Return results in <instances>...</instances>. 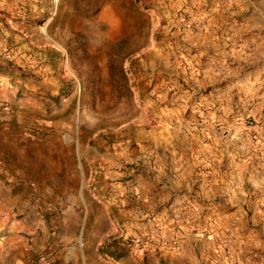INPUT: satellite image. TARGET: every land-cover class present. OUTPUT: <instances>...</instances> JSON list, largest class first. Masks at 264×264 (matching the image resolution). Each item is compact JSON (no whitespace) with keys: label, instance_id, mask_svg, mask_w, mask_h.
<instances>
[{"label":"rangeland","instance_id":"1","mask_svg":"<svg viewBox=\"0 0 264 264\" xmlns=\"http://www.w3.org/2000/svg\"><path fill=\"white\" fill-rule=\"evenodd\" d=\"M0 264H264V0H0Z\"/></svg>","mask_w":264,"mask_h":264},{"label":"built area","instance_id":"2","mask_svg":"<svg viewBox=\"0 0 264 264\" xmlns=\"http://www.w3.org/2000/svg\"><path fill=\"white\" fill-rule=\"evenodd\" d=\"M132 244H133L134 246H141V245H142V240H141V238H136V239H134V240L132 241Z\"/></svg>","mask_w":264,"mask_h":264},{"label":"crops","instance_id":"3","mask_svg":"<svg viewBox=\"0 0 264 264\" xmlns=\"http://www.w3.org/2000/svg\"><path fill=\"white\" fill-rule=\"evenodd\" d=\"M101 218L106 221L107 220V215H102Z\"/></svg>","mask_w":264,"mask_h":264}]
</instances>
